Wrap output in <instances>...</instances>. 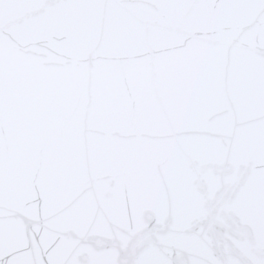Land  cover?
Segmentation results:
<instances>
[{"label":"water","instance_id":"95a60500","mask_svg":"<svg viewBox=\"0 0 264 264\" xmlns=\"http://www.w3.org/2000/svg\"><path fill=\"white\" fill-rule=\"evenodd\" d=\"M133 255L264 264V0H0V264Z\"/></svg>","mask_w":264,"mask_h":264},{"label":"snow or ice","instance_id":"6c2138e0","mask_svg":"<svg viewBox=\"0 0 264 264\" xmlns=\"http://www.w3.org/2000/svg\"><path fill=\"white\" fill-rule=\"evenodd\" d=\"M139 251H137L136 255H139ZM121 264H138L136 258H135V255L133 256H129L128 258L122 260Z\"/></svg>","mask_w":264,"mask_h":264}]
</instances>
